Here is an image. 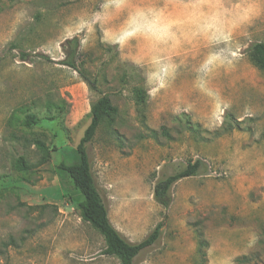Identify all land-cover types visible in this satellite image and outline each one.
Returning <instances> with one entry per match:
<instances>
[{"label":"rangeland","instance_id":"rangeland-1","mask_svg":"<svg viewBox=\"0 0 264 264\" xmlns=\"http://www.w3.org/2000/svg\"><path fill=\"white\" fill-rule=\"evenodd\" d=\"M71 38L77 70L61 64ZM259 41L264 0H0V264H120L57 167L79 161L101 95L117 113L86 148L109 219L132 243L163 220L134 264H264ZM196 159L206 171L177 181L163 209L155 182Z\"/></svg>","mask_w":264,"mask_h":264},{"label":"trees","instance_id":"trees-1","mask_svg":"<svg viewBox=\"0 0 264 264\" xmlns=\"http://www.w3.org/2000/svg\"><path fill=\"white\" fill-rule=\"evenodd\" d=\"M65 58L61 64L77 70L76 62L80 58L79 41L77 38H71L65 42ZM248 54L253 65L259 70L264 71V41L251 44L248 47ZM20 58L25 60L27 54L20 53ZM81 80L90 90L97 91L96 84L85 74L78 72ZM138 102H143L144 97L141 92H137ZM117 113L107 96L101 95L89 110V123L86 126L83 136L76 145V151L79 155V161L72 165H66L63 162L58 164V169L65 171L75 189L83 196V200L78 203L79 217L82 221L89 223L103 237L105 248L103 254L116 257L120 264H134L135 257L145 248L153 245L161 236L163 220L159 221L151 232L141 241L132 243L127 241L121 233L111 223L108 210L104 200L95 183L91 163L87 153L86 145L91 142L95 136L100 123L105 119L111 118ZM35 115L25 116L24 125L29 127L35 124ZM36 147H41L42 142L34 140ZM20 169H24L22 157L17 160ZM206 171V165L202 160L196 159L189 161L186 165L176 172L165 175L157 179L153 186V199L163 209H167L172 203L171 189L180 179L196 176ZM199 252L202 253V247L205 240L202 234L198 233Z\"/></svg>","mask_w":264,"mask_h":264}]
</instances>
